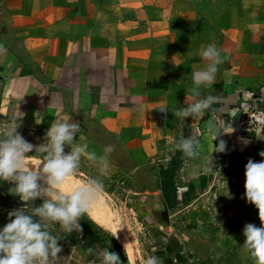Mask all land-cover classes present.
I'll return each instance as SVG.
<instances>
[{"label": "crops", "instance_id": "obj_1", "mask_svg": "<svg viewBox=\"0 0 264 264\" xmlns=\"http://www.w3.org/2000/svg\"><path fill=\"white\" fill-rule=\"evenodd\" d=\"M210 43L223 63L216 83L200 92L219 96L213 107L220 111L182 123L171 110L192 102L191 73L207 63L199 53ZM0 46L2 123L24 113L25 129L45 138L57 116L79 122L75 139L89 151L114 146L112 170H123L125 157L135 169L162 164L172 142L193 133L203 161L172 153L187 179L207 175L205 164L213 161L216 171L226 162L215 151L221 139L236 146L233 161H264V131L234 138L226 127L233 117L264 110V0H0ZM217 116L231 133L214 140L205 128ZM11 187L0 181L5 211L25 204ZM161 194L149 200L158 225L166 220Z\"/></svg>", "mask_w": 264, "mask_h": 264}, {"label": "clouds", "instance_id": "obj_2", "mask_svg": "<svg viewBox=\"0 0 264 264\" xmlns=\"http://www.w3.org/2000/svg\"><path fill=\"white\" fill-rule=\"evenodd\" d=\"M3 51V46H0V53ZM199 55L207 63L191 73L196 87L192 102L186 107L171 110L182 123L186 118L195 119L206 111H220L213 107L220 97L202 95L200 89L216 83L219 66L223 63L221 50L215 43H210L201 49ZM159 110L169 111L167 107ZM23 116L24 113L20 116L13 114L6 122L0 123V181L13 184L9 192L25 202L23 208L10 211L9 222L0 227V264H55L62 248L58 244L61 238L54 233L57 228L66 234L82 231L81 218H91L94 206L105 198L104 181L111 174L110 157L115 149L108 144L101 153L89 151L87 144L75 139L80 132V123L59 116L47 130L45 142L35 146L18 131ZM225 124L217 116L214 121L207 122L205 131L215 140L222 133H231L225 130ZM66 146L70 147L69 152L65 151ZM226 149L227 142L221 139L215 151L225 152ZM33 152L40 156L39 165L31 160L33 155L29 154ZM170 152L182 153L188 160H204L198 133L178 137L172 142ZM259 155L264 157V151ZM83 159L94 165L95 174L89 175L83 183L67 188L66 183L79 175ZM201 170L205 173L215 171L213 161L211 166L205 164ZM245 176L247 201L259 209L262 226L246 224L244 247L254 264H264V161L249 159ZM37 199L42 203L36 205ZM87 254L94 256L98 264H122L119 254L109 248L89 247ZM142 264L164 262L157 255H146Z\"/></svg>", "mask_w": 264, "mask_h": 264}, {"label": "rangeland", "instance_id": "obj_3", "mask_svg": "<svg viewBox=\"0 0 264 264\" xmlns=\"http://www.w3.org/2000/svg\"><path fill=\"white\" fill-rule=\"evenodd\" d=\"M18 131L35 146L45 142L38 132L27 131L23 124ZM70 150L66 146L65 151ZM34 154H29L33 155L31 160L39 165L40 156ZM179 158L170 153L162 164L156 159L144 169H135L125 157L120 164L123 170H112L105 178V198L97 204L99 207L94 206V210L100 208L102 216L92 210L91 218H81V232L66 234L57 228L54 234L61 238L58 244L62 251L55 264H98L94 256L87 254L89 247L102 249L92 244L95 234L104 239L110 251L119 254L122 264H142L146 255H157L164 264H254L244 247V228L248 223L260 227L262 221L259 209L245 195L244 163L226 161L199 180H190L184 176V162ZM175 164H178L175 183L180 199L173 208L166 207V220L158 225L151 217L149 200L156 198L165 173ZM93 174L94 165L83 159L80 173L73 181L83 183ZM40 203L37 199L36 205ZM152 205L160 210L156 203ZM10 211L0 207V227L9 222ZM114 239L125 252L117 248Z\"/></svg>", "mask_w": 264, "mask_h": 264}, {"label": "built area", "instance_id": "obj_4", "mask_svg": "<svg viewBox=\"0 0 264 264\" xmlns=\"http://www.w3.org/2000/svg\"><path fill=\"white\" fill-rule=\"evenodd\" d=\"M226 127L232 132L234 138H242L248 132L264 131V110H252L233 117ZM237 154L236 146H231L225 152H218L217 157L230 162L237 157Z\"/></svg>", "mask_w": 264, "mask_h": 264}, {"label": "trees", "instance_id": "obj_5", "mask_svg": "<svg viewBox=\"0 0 264 264\" xmlns=\"http://www.w3.org/2000/svg\"><path fill=\"white\" fill-rule=\"evenodd\" d=\"M174 166L175 167L171 168L169 172L165 173V180L161 187V195L168 208H173L178 203V189L175 183V173L177 172L178 164H175ZM92 234H94V232ZM114 241L117 243V248L120 251L125 252L122 246L118 244L117 240L114 239ZM92 244H98L101 248H107V244L104 239L100 238L99 236H96V234L92 238ZM125 262H129L127 254H125Z\"/></svg>", "mask_w": 264, "mask_h": 264}, {"label": "bare ground", "instance_id": "obj_6", "mask_svg": "<svg viewBox=\"0 0 264 264\" xmlns=\"http://www.w3.org/2000/svg\"><path fill=\"white\" fill-rule=\"evenodd\" d=\"M79 182V181H78ZM79 183H77V182H75V179H74V181H73V178H71L67 183H66V187L67 188H72L73 186H75V185H78ZM98 206V205H97ZM99 207V206H98ZM100 209V208H99ZM98 209V210H99ZM94 210V208H93V211H96L97 212V214L99 213L100 214V211L101 210ZM101 215V214H100ZM102 216V215H101ZM94 217H96V219H97V216H96V214H95V216ZM99 217V216H98Z\"/></svg>", "mask_w": 264, "mask_h": 264}]
</instances>
